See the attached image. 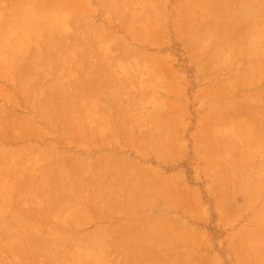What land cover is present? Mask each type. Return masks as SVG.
Listing matches in <instances>:
<instances>
[{
	"label": "rangeland",
	"instance_id": "obj_1",
	"mask_svg": "<svg viewBox=\"0 0 264 264\" xmlns=\"http://www.w3.org/2000/svg\"><path fill=\"white\" fill-rule=\"evenodd\" d=\"M47 2H49V4ZM23 3L26 5L30 3L29 5H32V7L33 4L36 5H34L33 8L30 6L31 9L29 6L23 5ZM43 4L47 5L45 6ZM52 4L54 5L52 6ZM77 4V0H0V8H4V10L0 9V12L5 14H3L5 16L4 18L0 13L2 15L0 16L2 23H0V35L4 36V38L0 36V40L1 43L3 40L5 41V45L3 44L4 42L2 44L0 43V48L3 49V47L7 46V49L5 47V51L3 49V52H5L4 54H6L5 56L7 58L12 60L8 61L6 57L1 55V53L3 54L2 50L0 51V56L2 57L0 58V107H2L0 108V121L1 124L3 123L0 127V175L2 176H0V184L5 187L10 186L9 190L6 188L4 189V186H0L2 187V190L0 189V194L2 193L0 198L3 194L4 198L6 196L5 199L2 197L4 202H2V198V201L0 199V208L1 210L4 209L2 212L0 211L2 213L0 214V222L1 220L2 223L4 222L3 225L0 223V241L2 243L0 244L2 245L0 249L3 246H8L7 248H2L1 251H3L4 255L3 253L0 254V262L2 263V261H4L2 264H30L33 261V263L36 262L34 264H66V261H70L69 264H74L72 261L76 260V264H79V262H82V264H93L95 261L94 264H97L98 262L106 260L102 263L154 264L156 262L155 264H158L157 261L160 260L158 261L160 264H264V0H81L79 2L80 5ZM12 5L16 8L12 7ZM60 5L62 6L60 7ZM9 6L10 9L8 8ZM25 6L26 10L24 9ZM41 6L42 8L45 7L44 11L38 10ZM11 7L19 11L12 10ZM63 7L64 9H62ZM59 8H61L60 10L62 11L59 12ZM74 10L77 12L75 13ZM19 12L22 14H19ZM30 13H36L35 17L34 15H32L33 17H29ZM44 13H48V15L45 14L47 20L44 18ZM24 14L28 15V17L23 16ZM20 15H22L21 18ZM36 16L42 17L43 19H37ZM25 17L29 20L27 21L26 19L25 21ZM23 18L24 20L22 21ZM35 18L36 20L34 21L33 19ZM52 18L54 19L52 20ZM31 19L33 24L31 23L32 21L29 22ZM39 19L40 21L38 22ZM12 20L15 21L16 27H14L15 25L13 26L14 21L12 22ZM24 21L26 24H24ZM7 22H9L8 25ZM28 22L31 23L33 27ZM35 22L36 27L34 26ZM4 23L5 26L3 25ZM19 24L21 27L24 24L25 28L18 27ZM30 27L32 29L34 28V30H31ZM11 29L13 31L10 32L9 35L7 31H11ZM24 29H27L26 33H23V31H26ZM39 29L40 31H38L39 34L37 35L36 30ZM18 31H21L23 34L21 35ZM5 32L6 34H4ZM13 32L15 34L18 32L17 36L20 34L21 38L19 35V39H24L25 43L22 41L23 44L21 43L20 45L19 43L21 41L19 39L16 41L12 40L18 38L16 35H14L16 36L15 38L13 37ZM8 39L10 41L12 40L11 42L13 44H10ZM13 41H15L16 44ZM57 41L60 42V44ZM52 42H54L55 45ZM7 43L10 45L8 46ZM1 45H3V47H1ZM58 45L59 47L56 48ZM16 46H23L22 48H25V51H23L21 47H18V50ZM73 46H76V48L74 49ZM13 47L15 51L12 49ZM87 48L88 51H85ZM8 50L10 52H8ZM16 50L21 53L25 52L23 53L24 56H19L18 53L16 54ZM73 50L74 52H71ZM47 51H49L50 54ZM54 51L57 52L56 56ZM80 51L81 54H79ZM14 52L17 56L13 54ZM20 52L19 54H21ZM60 52L64 54L61 55ZM37 53L40 55V59L37 58L39 57ZM52 53L54 54L53 56ZM72 53H74V56L71 55ZM7 54L10 56L8 55V57ZM67 55L72 58V62H74L76 58L75 63H72L70 60L71 58L67 57ZM50 57L52 58L48 60ZM60 58H62L63 61ZM81 59H83L82 62ZM65 60L66 64H64ZM67 61L69 63H67ZM10 62H13V64H9ZM6 63H8V65L5 67L4 65ZM71 63L72 66L70 65ZM76 63H78V65ZM14 64H16V66ZM40 65H42L41 68ZM13 66L16 67V69ZM58 66L59 68L61 66V68L55 70ZM67 66L69 69L66 68ZM10 67L16 71L13 72ZM83 67L85 69H90H87L89 71H84V69H81ZM52 68H54L55 72H53ZM65 68L68 70H65ZM4 69L5 72L3 73ZM11 70L12 72H9ZM43 70H47V72ZM8 73L15 79H10L12 77H9ZM35 73H38L36 77ZM39 74H41L40 77ZM29 77L32 79L31 82L28 80L30 79ZM34 78L36 81H34ZM97 81L99 84H97ZM52 83H54L53 85H55V87ZM94 83L96 88L95 85H93ZM98 85L101 87L97 88ZM3 87L4 89H2ZM52 87H54L55 90L52 89ZM87 88L90 90H86ZM92 89L94 92L91 91ZM5 91L8 92V95L5 94ZM9 92L11 94H9ZM74 95L77 98L72 97ZM71 100L75 102H71ZM41 104H44V106ZM125 112H128V114ZM9 113V116H5V114ZM21 121L23 122L20 123ZM6 124L8 126H6ZM18 128L20 130H18ZM28 129H31L30 133ZM18 131L19 133H17ZM132 135H134V137ZM131 136L135 139L133 140ZM32 145H34V147ZM41 149L44 150L40 151ZM50 149L53 150L52 155L50 154L52 151ZM16 151L26 152L25 154L20 152L21 155ZM47 152H49V155H45ZM28 153H30V155H28ZM109 153L110 155H107ZM33 154L38 157L37 160ZM1 155L6 157H2ZM7 156H12L13 160L18 157L19 162L15 159V161H17V164H15L13 163L12 157L8 159ZM3 158L4 160H1ZM6 158L10 161L8 162ZM70 159H72L71 161L73 162H71ZM5 160H7L8 163L12 161L11 165L13 166L15 164V168L8 165L7 162V164L2 163L3 161L5 162ZM61 160H64V162H61ZM104 160H106L107 163L104 162ZM111 160L112 163L110 162ZM37 161L39 166L37 165ZM23 162H26L28 165ZM33 162H36V164ZM79 162H82L80 164L83 166L79 165V167ZM87 162H90L91 165L87 166ZM2 164L4 168L1 166ZM23 164L25 165L23 166ZM59 164L62 166H59ZM73 165L78 166L79 169L78 167L75 168ZM122 165L124 166L122 167ZM22 166L26 167L24 168L26 171L22 169ZM119 167L123 169L127 167L128 173L126 169L121 170ZM12 168L13 171H11ZM16 168L18 170H15ZM31 168L33 170L36 168L38 169L33 171ZM71 168H75L76 171ZM96 168L99 169L97 170ZM129 168L135 171L137 169V171L128 170ZM4 169L9 172H5L6 170ZM110 169L112 172L109 171ZM61 170L62 172L60 175L59 172ZM100 170L103 171V173H100ZM14 171L15 173H13ZM46 171L47 174L45 173ZM81 171L84 176L80 173ZM84 171L88 174L86 175ZM1 172L4 173L2 174ZM69 172L70 174L75 173V175H71V177ZM116 172L118 176L120 174L121 178L114 176L117 174ZM131 172H134V175ZM64 173L66 176H63L65 175ZM20 175L21 177L19 178ZM92 175L94 178H92ZM98 175H100L101 178ZM143 175H145V177ZM28 176H31L32 179L30 177V180ZM67 176H70L75 182ZM109 176L111 179L114 178V183L111 179L110 181L112 182L109 181ZM123 176H128V179ZM129 176L130 178H136L137 181L132 178L133 182L132 179H129ZM140 176L143 177L141 178ZM3 177H6L5 179L9 183H7ZM83 177H85V181ZM97 177L100 180L102 178L104 179L99 182L100 180H98ZM63 178L67 180V182L64 181ZM95 178H97V180ZM17 179L20 180V182L17 181ZM28 179L32 181L33 184L30 182L28 183ZM61 180L62 182H60ZM117 180L119 183L117 182V184H115ZM128 180L133 183L128 182ZM139 180L141 181L139 182L140 187L137 186L139 183H136ZM4 181L8 186H6V183L3 184ZM123 181L126 183H122ZM88 182L93 186H90ZM149 182L155 184L151 185ZM26 183L31 186V189L29 185V187L25 185ZM42 183L46 184V187L42 186ZM34 184H37L36 187L33 186ZM53 184H55V186ZM143 184L148 186L143 187ZM62 185L65 186L66 189L63 188ZM86 185L89 190H87ZM114 185L117 190L119 189L117 191L114 187L115 195L118 193L120 194H118L119 197H114L116 200H119H117L118 202L122 201L120 206L122 207L123 205L121 210L124 214L119 210L122 212V216L121 212H119L120 216L116 215L110 218V216L102 215L99 211H96V209H98L96 207L101 208L98 210L102 211L104 210L103 208H105L103 205L112 201L113 198L111 197L114 193L112 192L113 187L111 186ZM118 185H120L124 191L127 190L124 196L122 193L124 191L118 187ZM47 186L50 187V189L54 187L52 188L53 190L51 189L52 193H59L60 196L58 193H55L57 195L54 196L55 198L59 197L60 200L63 199L62 197H65V200H62L65 208L62 205V201L57 199V201L54 200V194H51V190L48 189ZM96 186H98V188H96ZM106 186L108 190L111 189V191L109 190L110 193L112 192L111 195L109 193L107 195ZM125 186H127L126 189H124ZM136 187H138V191ZM41 188L42 191H40ZM128 188L130 189L128 190ZM131 188L133 189L131 190ZM142 188L146 190L143 191ZM102 189H105V192ZM17 190L18 192L16 194ZM32 190L34 193H32ZM47 190L50 192H47ZM60 190L64 191V193ZM65 190H69V194H67L68 192ZM74 190L79 191L74 192ZM94 190H98V192L96 193ZM45 192L48 194H45ZM81 192L85 194L83 193L84 195H82ZM90 192L92 193V197ZM141 192L145 194V197L143 194L140 195ZM87 194L88 196L90 195V197H88ZM128 194L130 197L127 196ZM7 195H9V198H7ZM94 196L95 198H93ZM131 196H133L132 198L134 199L133 203H135L136 199L139 200L136 201L138 205L140 201L143 205L140 204L138 207L135 203L137 207V209H135L130 199ZM139 196H142V198ZM49 197L53 199L51 200ZM75 197H78L77 200H73L76 199ZM128 197L130 202L126 199ZM24 198L28 199L23 200ZM79 198L80 201H78ZM109 198H111V200ZM46 199L50 202L48 201V203ZM123 199L127 200L129 206L133 205L132 208L135 209L130 212L131 216L130 213L126 214L128 212H126V210L129 207H127L128 202L126 201L125 203ZM5 200L7 203L9 200V203L7 204ZM28 201L30 203L33 201L36 205L34 206L33 202L30 204ZM51 201H53L54 204ZM25 202L27 204H24ZM50 203H52L54 207H57V209H53L54 207ZM71 204H73L72 206H74V208ZM25 205H28L27 208ZM78 205L80 209L84 208L80 210ZM93 205L96 206L93 208ZM101 205L103 208L100 207ZM124 205L125 208L127 207L125 211L123 209ZM13 207H17L15 209L19 211L17 212ZM70 207L72 209H70ZM28 208L32 210L30 213H28ZM61 208L68 210L62 211ZM132 208L130 207L129 210ZM138 208H141L143 212L140 213V209ZM25 209L26 211H24ZM38 209L42 211L39 210L38 212ZM43 209L44 211L47 210L45 213H48L44 214ZM12 210L13 212L16 211L15 214ZM52 210L55 211L53 212ZM82 210L85 212L82 213ZM78 211H80V213ZM65 212L67 215L69 212L70 213L66 216ZM75 212L78 213H76L74 217L73 214ZM132 212H134V215H132ZM17 213H22L24 215L21 214V217ZM39 213L44 216H38ZM79 214L81 217L78 216ZM85 214L91 215V220H89L90 216L88 217L87 215L86 217L84 216ZM63 215L69 218L70 221L73 218V221H75L69 223V220ZM70 215L71 217L73 215L72 219ZM35 216L42 218L39 219ZM45 216L46 220H43ZM54 216L57 218L59 217V219H56ZM159 216L163 219V222L160 220ZM78 217H80V221ZM118 217H121V219ZM1 218L4 220L6 218L8 221H4ZM9 218H11L12 221ZM20 218L24 225L26 222L27 224L29 223L25 225L29 228L19 224V227H21L22 230L24 229V232L26 228L28 230L32 229L35 224V228L37 229L38 226L39 228L42 225L44 227H41L39 230L35 229L36 231L33 229L29 230V234L28 230H26L27 236L20 228V236H22L23 232L22 239L24 236L30 237V240L25 237L26 241L25 239H23V241L19 237V228L17 227V222H21L17 221L21 220ZM150 218L152 220L154 219V223L151 222L152 220ZM55 219L58 221L56 222ZM59 220L62 221L59 222ZM6 221L11 225L7 224ZM38 221L45 222V225H52V229L49 225L48 227H50L51 231L56 228V231L54 230L52 233L47 226L45 227L44 224ZM155 221H157L156 224ZM38 223H41V225ZM150 223H152V225ZM6 224L9 225L10 228L17 225L10 230ZM53 224L56 225L55 228ZM157 225H159L158 227L161 225L162 228L160 227V229L162 231L159 228V230H156ZM97 227L98 231L96 230ZM170 227H172V231H169ZM31 231L34 233V236L38 238L32 239L34 236ZM90 231H93L94 234L93 232V235L90 234ZM137 231L138 233L136 234ZM38 232L41 233L39 234ZM159 232H161L163 236H166L163 237ZM7 233L11 234V236ZM43 233L45 234L43 235L44 237L42 236ZM76 233L79 235H76ZM143 233L145 234L143 235ZM146 233H149V236H145ZM156 233L160 235L158 236ZM49 234L53 239H49L51 238ZM88 234H90V236ZM131 234H133L132 238ZM150 234H153V236ZM13 235H16V237ZM39 235L41 237H39ZM72 235L74 237H72ZM99 235H101V237H99ZM137 235L138 239L135 238ZM5 236L10 238V242L7 241L8 244L5 243L4 245V242L8 240V238L5 239ZM12 236L16 238H14L15 243H13L14 240H11ZM31 236L33 237L31 238ZM45 236H49L48 239ZM65 236H67V240H65ZM76 236L77 239L75 238ZM143 236L146 238L144 239ZM60 237L65 241H69L67 242L68 245H66V242L62 243L64 241H61L59 239ZM120 237H123L124 243ZM149 237L152 239L150 242L147 240ZM88 238L90 239L89 241H87ZM168 238L170 239V243ZM42 239L48 241H44L45 243H43ZM55 239H59L58 241L61 243L58 244L60 248L57 246L55 249L57 252L53 251V244L57 241ZM73 239L74 241L76 239V242H74ZM81 239L82 241H80ZM99 239L103 242L99 241ZM124 239L126 241L128 239V241L126 242ZM34 240H36V242ZM92 240L95 241L93 242L96 246L91 245L94 244ZM11 241H13L12 244ZM21 241L23 242L21 243ZM31 241H33L34 244ZM37 241H41L44 247L42 248V244ZM50 241L52 243L55 242L52 244ZM71 241H73L74 247ZM84 241L85 243L82 245ZM141 241H144L146 245L144 242H142L143 244H138L141 243ZM30 242L35 247V250L32 248L35 253L30 248L32 247ZM46 243H48L49 246L46 245ZM154 243L156 246L151 248L150 246L155 245ZM35 244L39 245L41 248L39 246L37 247V245L35 246ZM77 244L82 247L80 246L79 248ZM123 244L126 245L122 246ZM9 245H12V247ZM15 245L17 247L21 246L15 248ZM54 245L56 247L57 244ZM75 245L78 246H76L77 249ZM22 246L25 248L27 247V251ZM66 246L67 249H65ZM89 246L92 247V249L89 248ZM100 246L104 247L101 248ZM50 247L51 249H49ZM93 247H95L96 250ZM9 248L10 251H12L11 253H9ZM39 249H47L46 251L52 250L54 255H57L54 256L53 252H51L53 256H50L49 251H45L47 253L45 255L44 251L41 250L42 253ZM98 249H100V251ZM149 249H156V252L153 251L152 253ZM60 250L64 252H60ZM167 250L169 251L167 252ZM19 251L22 253H19ZM98 251L103 252L98 254ZM82 252H85L84 255L86 256L87 254L88 259L91 258L90 260L94 262L92 263L89 260V263V261L86 260L87 257H85ZM140 252L141 254L143 253L145 258H143L144 256H142ZM165 252L168 255H166ZM169 252L171 253L169 254ZM157 253L158 256L156 255ZM80 254L84 257L80 256ZM121 254H123V256H121ZM2 255L8 259L5 260V257L3 258L4 260L1 259ZM63 255L69 257H60ZM164 255L165 258H161V256ZM169 255L171 257H168ZM16 256L20 258L19 262L16 260L18 259ZM24 256L26 257L24 258ZM49 256L51 259H49ZM56 256H59V261ZM140 256L142 258H140ZM40 257L44 259H42L43 262ZM80 257H83L84 261H82ZM71 258L73 260H71ZM123 259H125L124 262L122 261ZM151 260L154 263H152ZM165 261L167 263H165Z\"/></svg>",
	"mask_w": 264,
	"mask_h": 264
},
{
	"label": "bare ground",
	"instance_id": "obj_2",
	"mask_svg": "<svg viewBox=\"0 0 264 264\" xmlns=\"http://www.w3.org/2000/svg\"><path fill=\"white\" fill-rule=\"evenodd\" d=\"M44 1H45V0H44ZM80 1H81V0H80ZM80 1L77 0L78 4H79ZM64 2H65V1H64ZM69 2H70V1H69ZM25 3H26V2H25ZM25 3H23V5H24ZM47 3L49 4V2H47ZM53 3H54V2H53ZM57 3H58V1H57ZM57 3H56V4H57ZM18 4H19V3H18ZM29 4H30V3H29ZM29 4H28V5L25 4V5H26L27 7H28V6H29V7H30V6L32 7V5H29ZM78 4H77V5H78ZM83 4H84V3H83ZM16 5H17V3H16ZM34 5H36V4H33V7H34ZM41 5H42V4H41ZM43 5L46 6L47 4H43ZM53 5H54V4H52V6H53ZM79 5H80V4H79ZM10 6H11V5H10ZM10 6L8 7L9 9H10ZM17 6H18V5H17ZM19 6H20V5H19ZM21 6H22V4H21ZM21 6H20V7H21ZM26 6L24 7V9L26 8ZM61 6H62V5H60V7H61ZM0 7H1V6H0ZM6 7H7V6H6ZM12 7L16 8V7L13 6V5H12ZM12 7H11V8H12ZM31 7H30V8H31ZM33 7H32V8H33ZM76 7H77V6H76ZM76 7H75V8H76ZM2 8H3V6H2ZM8 8H6V9H8ZM14 8H12V10H13ZM18 8H19V7H18ZM22 8H23V6H22ZM22 8H21V10H22ZM32 8H31V9H32ZM35 8H37V7H35ZM41 8H42V6H41L40 8H38V10L40 9L41 11H44V8H45V7L42 8V9H41ZM78 8H80V7H78ZM0 9H1V8H0ZM55 9H56V8H55ZM57 9H58V8H57ZM60 9H61V8H59V12L62 11V10H60ZM62 9H64V7H63ZM1 10H4V8L1 9ZM14 10L17 11L18 9H14ZM25 10H26V9H25ZM25 10H23V11H25ZM29 10H30V9H29ZM75 10H76V9H75ZM75 10H74V11H75ZM79 10H80V9H79ZM5 11H6V10H5ZM7 11H8V10H7ZM18 11H19V10H18ZM34 11H35V9H34ZM41 11H40V12H41ZM54 11H55V10H54ZM57 11H58V10H57ZM3 12H4V11H3ZM9 12H10V11H9ZM13 12H14V11H13ZM20 12H21V11H20ZM20 12H19V14H22V13H20ZM28 12H29V11H28ZM35 12H36V11H35ZM46 12H47V11H46ZM48 12H49V11H48ZM52 12H53V11H52ZM52 12H50V13H52ZM65 12H66V11H65ZM76 12H77V11H75V13H76ZM0 13H1V12H0ZM10 13H11V12H10ZM14 13H15V12H14ZM14 13H13V14H14ZM23 13H24V12H23ZM25 13H26V12H25ZM32 13H33V12H32ZM36 13H37V12H36ZM36 13H35V14H36ZM54 13H56V12H54ZM1 14H2V13H1ZM1 14H0V16H2L4 13H3L2 15H1ZM16 14H17V13H16ZM35 14H31V13H30V14H29V15H30L29 17H33L32 15H34V17H35ZM45 14L48 15V13H44V18H46V20H47V17H45ZM79 14H80V12H79ZM4 15H5V14H4ZM4 15H3V17L5 18ZM11 15H12V14H11ZM64 15H66V14H64ZM23 16H27V17H28V15H25V14H24ZM38 16H39V15H38ZM38 16H36L37 19H38V18H41V20L43 19L42 17H38ZM14 17H15V16H14ZM14 17H12V18H14ZM16 17H18V16H16ZM21 17H22V15H20V18H21ZM27 17H25V21H26ZM48 17H49V16H48ZM6 18H7V17H6ZM8 18H9V16H8ZM16 19H17V18H16ZM18 19H19V17H18ZM53 19H54V18H52V20H53ZM3 20H4V19H3ZM3 20H2V21H3ZM14 20H15V19H14ZM14 20H12V22H13ZM19 20H21V19H19ZM23 20H24V18L22 19V21H23ZM28 20H29V19H27V21H28ZM33 20L35 21L36 18L33 19ZM48 20H49V19H48ZM7 21H9V20H7ZM25 21H24V22H25ZM31 21H32V19H31L29 22H31ZM39 21H40V19L38 20V22H39ZM43 21H44V20H43ZM3 22H4V21H3ZM9 22H11V21H9ZM9 22H7V25H8ZM20 22H21V21H20ZM24 22H22V23H24ZM29 22H28V23H29ZM46 22H48V21H46ZM0 23H1V20H0ZM5 23H6V22H5ZM5 23L3 24L4 26H5ZM13 23H14V24H13V26H14V25H15V21H14ZM22 23H21V24H22ZM28 23H27V24H28ZM31 23L33 24V21H32ZM31 23H29V24L31 25ZM1 24H2V23H1ZM11 24H12V23H11ZM17 24H18V23H17ZM24 24H26V22H25ZM24 24L22 25V27L20 26V24H19V26H18V25H17V26H18V27H21V28H25ZM29 24H28V25H29ZM35 24H36V22L34 23V26H35ZM30 25H29V26H30ZM37 25H38V24H37ZM1 26H2V25H1ZM4 26H2V27L4 28ZM23 26H24V27H23ZM26 26H27V25H26ZM29 26H27V27H29ZM31 26L33 27V25H31ZM38 26H39V25H38ZM6 27H8V26H6ZM14 27H16V25H15ZM27 27H26V28H27ZM35 27H36V26H35ZM30 28H31V27H30ZM4 29H6V28H4ZM4 29H3V30H4ZM7 29H8V28H7ZM9 29H10V28H9ZM13 29H14V28H13ZM15 29H16V28H15ZM17 29H18V28H17ZM1 30H2V29H1ZM24 30H26V31H23V33H24V32L26 33V32H27V29H24ZM28 30H29V28H28ZM31 30H34V28H33V29L31 28ZM6 31H7V30H6ZM12 31H13V30L11 29V31L9 30V31H7V32H9L8 34L10 35V32H12ZM16 31H17V30H16ZM16 31H15V32H16ZM36 31H37V35H38V34H39L38 31H40V29H39V30H36ZM18 32H20L21 35L23 34L21 31H18ZM18 32H17V34H18ZM30 32H31V31H30ZM1 33H3V32H1ZM13 33H14V32H13ZM4 34H6V32H5ZM11 34H12V33H11ZM17 34L14 33V34H13V37L15 38V37L17 36ZM20 34H19V35H20ZM27 34H28V33H27ZM29 34H30V33H29ZM33 34H34V32H33ZM14 35H16V36H14ZM19 35L17 36L18 38H16V39H12L11 37H10V38H11L12 40H15V41H16V40L19 39ZM21 35H20V38H21ZM0 36H3V35H0ZM11 36H12V35H11ZM29 36H30V35H29ZM1 38H2V37H1ZM3 38H4V36H3ZM6 38H7V37H6ZM6 38H5V39H6ZM10 38H9V39H10ZM9 39H8V40H9ZM12 40H11V41H12ZM19 40H20V39H19ZM11 41L9 40V43H10V44H13ZM15 41H13V42L15 43ZM20 41H21V42L19 43L20 45H21V43L23 44L22 41H24V43H25V40H24V39H23V40H20ZM3 42H4V43H3ZM3 42H2V43L5 45V41H4V40H3ZM7 42H8V41H7ZM18 42H19V41H18ZM57 42H58V41H57ZM0 43H1V40H0ZM2 43H1V44H2ZM48 43H49V42H48ZM52 43L55 45L54 42H52ZM58 43L60 44V42H58ZM10 44L7 43L8 46H9ZM15 44H16V43H15ZM49 44H50V43H49ZM61 46H62V45H61ZM1 47H3V45H1ZM5 47H6V49H7V46H5ZM5 47H3V49H4ZM11 47H12V45H11ZM16 47H17V46H16ZM18 47H19V46H18ZM18 47H17V48H18ZM20 47L22 48L23 46H20ZM20 47H19V48H20ZM54 47H55V46H54ZM58 47H59V45H58L56 48H58ZM17 48H16V49H17ZM19 48H18V50H19ZM73 48L75 49L76 46H75V47L73 46ZM3 49L0 48V51L2 50V52H3ZM12 49L15 51V48H14V47H13ZM12 49H11V50H12ZM22 49H23V48H22ZM51 49H55V48H51ZM59 49H60V48H59ZM77 49H78V48H77ZM18 50H16V51H17L16 54L18 53L19 56H21V55H23V53H25V52H22V53H21V52L19 51V52L21 53V54H19ZM20 50H21V49H20ZM38 50H39V48H38ZM47 50H48V46H47ZM49 50H50V48H49ZM56 50H58V49H56ZM56 50H55V51H56ZM79 50H80V49H79ZM82 50H84V49H82ZM4 51H5V49H4ZM6 51H7V50H6ZM23 51H25V48L23 49ZM50 51H51V50H50ZM55 51H54V52H55ZM59 51H60V50H59ZM59 51H58V53H59ZM85 51H88V48H87V50L85 49ZM8 52H10V51L8 50ZM11 52H12V51H11ZM38 52H39V51H38ZM47 52L49 53V51H47ZM51 52H52V51H51ZM71 52H74V50L71 51ZM71 52H69V53H71ZM75 52H76V51H75ZM82 52H83V51H82ZM0 53H1V52H0ZM4 53H5V52H3V54L1 53V55L4 56V57H6V56H5L6 54H4ZM48 53H47V55H48ZM60 53H61V55L64 54V53H62V52H60ZM86 53H87V52H86ZM9 54H10V53H9ZM9 54H7V56H8ZM11 54H12V53H11ZM13 54L16 55L15 52H14ZM37 54H38V53H37ZM49 54H50V53H49ZM73 54H74V53H72L71 55H73ZM79 54H81V51H80ZM14 55H13V56H14ZM53 55H54V54L52 53V56H53ZM56 55H57V52H55V56H56ZM75 55H76V53H75ZM84 55H85V54H84ZM9 56H10V55H9ZM9 56H8V57H9ZM16 56H17V55H16ZM23 56H24V55H23ZM38 56H39V57H37V58L40 59V55H39V54H38ZM73 56H74V55H73ZM73 56H72V57H73ZM58 57H59V55H58ZM61 57H62V56H61ZM67 57H70V56L67 55ZM76 57H77V55H76ZM0 58H2V57L0 56ZM6 58H7V57H6ZM6 58H5V62H6ZM33 58H34V56H33ZM51 58H52V57L48 58V60H50ZM62 58H63V57H62ZM62 58H60V59L62 60ZM70 58H71V57H70ZM74 58H75V57H74ZM78 58H79V57H78ZM87 58H88V56H87ZM87 58H86V59H87ZM3 59H4V58H3ZM7 59H8V61L11 60V59H9V58H7ZM38 59H36V60H38ZM64 59H65V58H64ZM83 59H84V58H83ZM83 59H81V62H82ZM88 59H89V58H88ZM46 60H47V59H46ZM67 60H68V59H67ZM70 60H71V62H72V58H71ZM74 60L76 61V58H75ZM79 60H80V59H79ZM79 60H78V61H79ZM11 61H12V60H11ZM39 61H40V60H39ZM52 61H53V60H52ZM55 61H56V60H55ZM55 61H54V62H55ZM57 61H58V60H57ZM62 61H63V60H62ZM75 61L72 62V63H75ZM54 62H53V63H54ZM58 62H59V61H58ZM81 62H80V63H81ZM84 62H85V61H84ZM3 63H4V62H3ZM62 63H63V62H62ZM67 63H69V62L67 61ZM72 63L70 64L71 66H72ZM78 63H79V62H78ZM78 63H76V64L78 65ZM87 63H88V62H87ZM0 64H1V63H0ZM9 64H13V62H12V63L10 62ZM41 64H42V63H41ZM55 64H56V63H55ZM64 64H66V60H65ZM82 64H83V63H82ZM82 64H81V65H82ZM85 64H86V63H85ZM7 65H8V63H6L4 66L6 67ZM14 65L16 66V64H14ZM62 65H63V64H62ZM79 65H80V64H79ZM91 65H92V64H91ZM4 66H3V67H4ZM10 66H11V65H10ZM41 66H42V65H40V68H41ZM54 66H55V65H54ZM82 66H84V65H82ZM5 67H4V68H5ZM8 67H9V66H8ZM11 67H12V66H11ZM11 67H10V69H12L13 72L16 71V70H15L16 67L13 66L15 69H13V68H11ZM52 67H53V66H52ZM56 67H57V66H56ZM56 67H54V68H56ZM75 67H76V66H75ZM75 67H74V68H75ZM78 67H79V66H78ZM94 67H95V66H94ZM0 68H1V66H0ZM22 68H24V67H22ZM29 68H30V67H29ZM29 68H28V69H29ZM36 68H37V67H36ZM43 68H44V67H43ZM54 68H52V69H53V72H55V70H57V69H60L61 66H60V68H59V66H58V68H56L55 70H54ZM66 68H68V66H67ZM66 68H65V70H68V69H69V68H68V69H66ZM71 68H72V67H71ZM76 68H77V67H76ZM91 68H93V67H91ZM17 69H18V67H17ZM72 69H73V68H72ZM77 69H78V68H77ZM77 69H76V70H77ZM81 69H84V71H85V70H86V71H89V70H87V69H90V68L85 69V68L83 67V68H81ZM81 69H80V70H81ZM12 70L9 71V72H12ZM31 70H32V69H31ZM76 70H75V71H76ZM24 71L27 72L26 70H24ZM43 71H44V70H43ZM43 71H42V72H43ZM45 71L47 72V70H45ZM45 71H44V72H45ZM60 71H61V70H60ZM75 71H73V72H75ZM4 72H5V69L3 70V73H4ZM63 72H64V71H63ZM67 72H68V71H67ZM77 72H78V70H77ZM81 72H82V71H81ZM65 73H66V72H65ZM1 74H2V73H1ZM35 74H36V73H35ZM35 74H34V75H35ZM37 74H38V73H37ZM37 74L35 75V77L37 76ZM41 74H42V73H41ZM41 74H39V77H40ZM47 74H49V73H47ZM60 74H61V73H60ZM89 74H90V73H89ZM5 75H6V74H5ZM8 75H9V73H8ZM14 75H16V74H14ZM23 75H24V74H23ZM25 75H26V73H25ZM56 75H57V74H56ZM94 75H95V74H94ZM27 76H28V75H27ZM57 76H58V75H57ZM88 76H89V75H88ZM9 77H12V76L9 75ZM9 77H8V78H9ZM23 77H24V76H23ZM111 77H112V76H111ZM8 78H7V80H8ZM29 78H30V77H29ZM10 79L14 80L15 78L13 79V77H12V78H10ZM24 79H25V78H24ZM39 79H40V78H39ZM28 80L31 82L32 79L30 78V79H28ZM28 80H25V81H28ZM43 80H44V79H43ZM96 80H97V79H96ZM96 80H95V82H96ZM34 81H36L35 78H34ZM22 82H23V79H22ZM99 82H100V81H99ZM32 83H33V81H32ZM59 83H60V82H59ZM87 83H88V82H87ZM40 84H41V83H40ZM47 84H48V83H47ZM50 84H51V83H50ZM53 84H54V83H52V85H53ZM60 84H61V83H60ZM88 84H89V83H88ZM91 84H92V83H91ZM97 84H99L98 81H97ZM100 84H101V83H100ZM34 85H35V83H34ZM37 85H38V84H37ZM42 85H43V84H42ZM42 85H41V86H42ZM45 85H46V84H45ZM93 85H95V83H94ZM53 86L55 87V85H53ZM88 86H89V85H88ZM43 87H44V86H43ZM48 87H49V86H48ZM54 87H52V89H54ZM98 87H101V86L98 85L97 88H98ZM46 88H47V87H46ZM60 88H61V86H60ZM90 88H91V87H90ZM95 88H96V85H95ZM2 89H4V87H3ZM23 89H24V87H23ZM50 89H51V88H50ZM52 89H51V90H52ZM62 89H63V87H62ZM88 89H89V88H87L86 90H88ZM0 90H1V89H0ZM54 90H55V89H54ZM89 90H90V89H89ZM98 90H99V89H98ZM91 91L94 92L93 89H92ZM1 92H2V91H1ZM64 92H65V91H64ZM95 92H96V89H95ZM3 93H4V92H3ZM7 93H8V92L5 91V94H7ZM9 94H11V93L9 92ZM69 94H72V93H69ZM7 95H8V94H7ZM7 95H4V96L6 97ZM72 95H73V94H72ZM52 96H53V93H52ZM68 96H70V95H68ZM80 96H81V95H80ZM1 97H3V96H1ZM7 97H8V96H7ZM72 97L77 98L75 95L72 96ZM94 97H95V96H94ZM98 97H99V95H98ZM52 98H53V97H52ZM50 99H51V98H50ZM68 99H71V98H68ZM73 99H74V98H73ZM93 100H94V99H93ZM68 101H70V100H68ZM68 101H67V102H68ZM73 101H74V100H73ZM73 101L71 100V102H73ZM47 102H48V101H47ZM74 102H75V101H74ZM62 104H63V103H62ZM94 104H95V103H94ZM94 104H93V106L95 107ZM41 105L44 106V104H41ZM63 106H64V105H63ZM41 107H42V106H41ZM89 107H90V106H89ZM0 108H2V107H0ZM125 111H126V110H125ZM2 112H3V111H2ZM118 112H119V111H118ZM125 113L128 114V112H125ZM125 113H124V114H125ZM1 114H2V113H1ZM3 114H4V112H3ZM3 114H2V116H3ZM6 115L9 116L10 113H9V114H5V116H6ZM14 116H15V115H14ZM3 117H4V116H3ZM0 118H1V117H0ZM5 118H6V117H5ZM7 118H8V117H7ZM12 118H13V117H12ZM14 118H15V117H14ZM9 120H10V119H9ZM4 121H5V119H4ZM22 122H23V121H21L20 123H22ZM6 123H7V121H6ZM8 123H9V122H8ZM11 123H12V122H11ZM20 123H19V124H20ZM0 124H1V121H0ZM2 124H3V123H2ZM2 124L0 125V127L2 126ZM4 124H5V123H4ZM9 124H10V123H9ZM16 124H18V123H16ZM23 124H24V123H23ZM33 125H34V123H33ZM3 126L6 127V126H8V125L6 124V126H5V125H3ZM17 126H18V125H17ZM31 126H32V125H31ZM31 126H30V127H31ZM34 126H35V125H34ZM34 126H32V127H34ZM25 127H26V126H25ZM35 127H36V126H35ZM19 128H20V127H19ZM19 128H18V130H20ZM22 128H23V127H22ZM23 129H24V128H23ZM25 129H27V128H25ZM35 129H37V128H35ZM28 130H29V129H28ZM30 130H31V129H30ZM30 130H29V133H30ZM16 131H17V130H16ZM38 131H39V130H38ZM17 133H19V131H18ZM25 133H26V131H25ZM27 133H28V132H27ZM29 133H28V134H29ZM34 133H35V132H34ZM133 134H134V133H133ZM29 135H30V134H29ZM132 136L134 137V135H132ZM132 136H131V138L134 140L135 138H133ZM131 138H130V139H131ZM132 142H133V141H132ZM32 146L34 147V145H32ZM32 146H31V147H32ZM28 147H29V146H28ZM35 147H36V146H35ZM36 148H37V147H36ZM21 149H23V148H21ZM27 149H28V148H27ZM27 149H26V150H27ZM19 150H20V149H19ZM37 150H39V149H37ZM43 150H44V149H41L40 151H43ZM50 150H52V149H50ZM32 151H33V149H32ZM35 151H36V150H35ZM16 152H17V151H16ZM20 152H21V151H20ZM20 152L18 151L17 153H20ZM25 152H26V151H25ZM25 152L23 153V151H22L21 153L25 154ZM36 152H37V151H36ZM36 152H35V153H36ZM55 152H56V151H55ZM17 153H16V154H17ZM21 153H20V154H21ZM37 153H38V152H37ZM48 153H49V152H47V154L45 153V155H49ZM52 153H53V150L50 152V154L52 155ZM16 154H15V155H16ZM38 154H39V153H38ZM56 154H57V153H56ZM111 154H112V153H111ZM21 155H22V154H21ZM28 155H30V153H28ZM45 155H44V156H45ZM51 155H50V156H51ZM61 155H63V154H61ZM64 155H65V154H64ZM107 155H110V153L107 154ZM1 156H2V157H6V156H3V155H1ZM16 156H17V155H16ZM33 156H35V154H33ZM37 156H38V155H37ZM11 157H12V156H11ZM11 157H10V156H7L8 159H10ZM14 157H15V156H14ZM21 157H22V156H21ZM21 157H20V158H21ZM110 157H111V156H110ZM112 157H113V155H112ZM112 157H111V158H112ZM162 157H163V156H162ZM7 158H6V159H7ZM35 158H36V160H37L38 157L35 156ZM45 158H46V157H45ZM61 158H62V157H61ZM61 158H60V159H61ZM66 158H67V157H66ZM66 158H65V159H66ZM72 158H73V157H72ZM108 158H109V156H108ZM8 159H7V160H8ZM15 159L19 162L18 157H16ZM15 159L13 160V157H12L13 163L17 164V163H16L17 161H15ZM60 159H59V160H60ZM75 159H76V158H75ZM104 159H107V158H104ZM1 160H4V158L1 159ZM7 160H5V162L3 161L2 163L7 164V163L10 161V160H8V162H7ZM22 160H23V159H22ZM43 160H44V158H43ZM43 160H42V161H43ZM71 160H72V159H70V161H71ZM56 161H57V160H56ZM78 161H79V160H78ZM80 161H82V160H80ZM84 161H85V160H84ZM108 161H109V160H108ZM6 162H7V163H6ZM20 162H22V161H20ZM61 162H64V160H63V161L61 160ZM61 162H58V163H61ZM68 162H69V161H68ZM71 162H73V161H71ZM71 162H70V163H71ZM82 162H83V161H82ZM82 162H79L78 166H79V165L81 166L82 164H80V163H82ZM98 162H99V161H98ZM104 162H106V160H104ZM104 162H103V163H104ZM110 162L112 163V160H111ZM116 162H117V161H116ZM11 163H12V161H11ZM11 163H8V165H11ZM23 163H26V162H23ZM33 163H34V162H33ZM37 163H38V161H37ZM75 163H76V162H75ZM83 163H84V162H83ZM87 163H88V162H87ZM106 163H107V162H106ZM111 163H110V164H111ZM114 163H115V162H114ZM15 164H14L13 166L11 165V167L16 166ZM21 164H22V163H21ZM26 164H27V163H26ZM34 164H36V162H35ZM97 164H98V163H97ZM110 164H109V166H110ZM8 165H7V166H8ZM19 165H20V163H19ZM24 165H25V164H23V166H24ZM27 165H28V164H27ZM37 165L39 166V163H38ZM40 165H41V164H40ZM56 165H58V164H56ZM88 165H89V166L91 165L90 162L87 164V166H88ZM104 165H105V164H104ZM106 165H107V164H106ZM128 165H129V164H128ZM1 166H3V168H4V165H3V164H2ZM23 166H22V167H23ZM59 166H62V165L59 164ZM59 166H58V167H59ZM67 166H68V165H67ZM73 166H74V165H73ZM73 166H72V167H73ZM78 166H74V167L76 168V167H78ZM80 166H79V167H80ZM82 166H83V165H82ZM98 166H100V165H98ZM107 166H108V165H107ZM123 166H124V165H122V167H123ZM5 167H6V165H5ZM11 167H10V168H11ZM17 167H18V166H17ZM27 167H28V166H27ZM63 167H64V165H63ZM63 167H62V169H63ZM68 167H69V166H68ZM68 167H67V168H68ZM79 167H78V169H79ZM101 167H102V165H101ZM104 167H106V166H104ZM127 167H129V166H127ZM127 167L124 168V169H123V168H120V167H119V168H120L121 170H125V169H126V172L128 173V171H127ZM14 168H15V167H14ZM24 168H26V167H23L22 169H24ZM75 168H71V169L76 171ZM110 168H111V167H110ZM113 168H116V167H113ZM131 168H132V167H131ZM131 168H129L128 170H130ZM18 169H19V167H18ZM18 169L16 168L15 170H18ZM36 169H38V168H36ZM36 169L33 170V169L31 168V170H33V171H36ZM65 169H66V168H65ZM69 169H70V168H69ZM83 169H84V168H83ZM89 169H90V167H89ZM96 169L98 170L99 168H96ZM106 169H107V168H106ZM132 169H133V168H132ZM132 169H131V171H135V170H132ZM135 169H136V168H135ZM4 170H6V169H4ZM20 170H21V168H20ZM20 170H19V171H20ZM24 170L26 171V169H24ZM51 170H52V169H51ZM81 170H82V169H81ZM84 170H85V169H84ZM87 170H88V168H87ZM104 170H105V169H104ZM112 170H113V169H112ZM11 171H13V168L11 169ZM25 171H24V172H25ZM33 171H32V172H33ZM58 171H59V169H58ZM82 171H83V170H82ZM82 171H81L80 173H82ZM85 171H86V170H85ZM85 171H84V172H85ZM109 171H111V169H110ZM118 171H119V170H118ZM136 171H137V169H136ZM136 171H135V172H136ZM5 172H9V171L6 170ZM29 172H30V171H29ZM50 172H52V171H50ZM61 172H62V170L59 172V174H60ZM70 172H71V171H70ZM70 172H69V174H70ZM78 172H79V171H78ZM94 172H96V171H94ZM97 172H98V171H97ZM111 172H112V171H111ZM113 172H114V170H113ZM126 172H124V173H126ZM1 173H2V172H1ZM3 173H4V172H3ZM3 173H2V174H3ZM13 173H15V171H14ZM17 173H18V171H17ZM45 173L47 174V171H46ZM57 173H58V172H57ZM90 173H91V172H90ZM100 173H103V171L100 170ZM100 173H99V174H100ZM116 173H117V172H116ZM119 173H120V172H119ZM127 173H126V174H127ZM131 173H132V172H131ZM139 173H140V172H139ZM11 174H12V172H11ZM28 174H29V173H28ZM64 174H65V173H64ZM66 174H67V172H66ZM66 174L63 175V176H66ZM82 174H83V173H82ZM85 174L87 175L88 173L85 172ZM97 174H98V173H97ZM97 174H96V175H97ZM113 174H115V173H113ZM132 174L134 175V172H133ZM31 175H32V174H31ZM60 175H61V174H60ZM60 175H59V176H60ZM67 175H68V174H67ZM71 175L74 176L75 173H74V174H73V173L70 174V176H71ZM78 175H80V174H78ZM101 175H102V174H101ZM121 175H122V173H121ZM127 175H128V174H127ZM129 175H130V174H129ZM138 175H142V174H138ZM0 176H1V175H0ZM3 176H4V175H3ZM9 176H10V175H9ZM11 176H12V175H11ZM14 176H15V175H14ZM47 176H49V175H47ZM59 176H58V178H59ZM70 176H69V177L67 176V177H68V178H71L72 176H71V177H70ZM80 176H81V175H80ZM83 176H84V174H83ZM92 176H93V175H92ZM92 176H90V177H92ZM98 176H100V175H98ZM110 176H111V175H110ZM110 176H109V181H110V179H111ZM114 176H118V173H117L116 175H114ZM130 176H131V175H130ZM130 176H129V179H132L133 177L130 178ZM135 176H136V175H135ZM143 176L145 177V175H143ZM143 176H140V177L142 178ZM1 177H2V176H1ZM6 177H7V176H6ZM6 177H5V178H6ZM12 177H13V176H12ZM20 177H21V175L19 176V178H20ZM26 177H27V176H26ZM28 177H29V179H30L31 176H28ZM33 177H34V176H33ZM54 177H55V176H54ZM67 177H66V178H67ZM77 177H79V176H77ZM77 177H74V178H77ZM81 177H82V176H81ZM118 177H120V174H119ZM118 177H117V178H118ZM123 177H125V178L128 179V176H123ZM5 178L3 177V179H5ZM17 178H18V176H17ZM46 178H47V177H46ZM46 178H45V180H46ZM79 178H80V177H79ZM79 178H78V180H79ZM83 178H84V181H85V177H83ZM92 178H94V176H93ZM97 178H98V177H97ZM97 178H95V179L97 180ZM100 178H101V176H100ZM117 178H116V179H117ZM120 178H121V177H120ZM12 179H13V178H12ZM12 179H11V180H12ZM29 179H28V180H29ZM31 179H32V177H31ZM31 179H30V180H31ZM71 179H72V178H71ZM102 179H104V178H102ZM102 179H101V180H102ZM133 179H134V178H133ZM133 179H132V181H133ZM138 179H140V178H138ZM1 180H2V179H1ZM5 180H6V179H5ZM9 180H10V177H9ZM28 180H27V181H28ZM30 180L28 181V183H29V182L32 183V181H30ZM38 180H39V178H38ZM42 180H43V179H42ZM45 180H44V181H45ZM63 180H64V178H63ZM69 180H70V179H69ZM72 180H73V179H72ZM75 180H76V179H75ZM93 180H94V179H93ZM93 180H92V181H93ZM98 180H100V179L98 178ZM101 180H100L99 182H101ZM111 180H113V183H114V178L111 179ZM120 180H121V179H120ZM120 180H119V181H120ZM123 180H124V178H123ZM134 180H136V178H135ZM147 180H148V179H147ZM2 181H3V180H2ZM6 181H7V180H6ZM12 181H13V180H12ZM17 181L20 182V180H18V179H17ZM36 181H37V180H36ZM36 181H35V182H36ZM44 181H43V182H44ZM47 181L49 182L48 179H47ZM47 181H46V182H47ZM56 181H57V180H56ZM64 181L67 182V180H64ZM121 181H122V180H121ZM124 181H125V180H124ZM124 181H123L122 183L125 184L126 182H124ZM136 181H137V180H136ZM151 181H152V180H151ZM154 181H156V180H154ZM19 182H18V183H19ZM33 182H34V181H33ZM40 182H41V181H40ZM60 182H62V180H61ZM70 182H71V181H70ZM73 182H75V181L73 180ZM73 182H72V184H73ZM78 182H79V181H78ZM86 182H87V181H86ZM89 182H90V181H89ZM89 182H88V183H89ZM110 182H112V181H110ZM110 182H109V183H110ZM117 182H118V180L116 181L115 184H117ZM128 182H130V181L128 180ZM133 182H134V181H133ZM133 182H130V183H133ZM139 182H141V181L139 180V181L136 182V183H139ZM144 182H145V181H144ZM1 183H2V182H1ZM4 183H6V182L4 181L3 184H4ZM7 183H9V182L7 181ZM7 183H6V184H7ZM37 183H38V182H37ZM88 183H87V184H88ZM93 183H94V182H93ZM96 183H98V182H96ZM105 183H106V182H105ZM118 183H119V182H118ZM149 183H151V182H149ZM10 184H11V183H10ZM32 184H33V183H32ZM38 184H39V183H38ZM42 184H43V183H42ZM62 184H63V183H62ZM68 184H69V183H68ZM82 184H84V183H82ZM82 184H80V185L83 186ZM106 184H107V183H106ZM110 184H111V183H110ZM153 184H155V183L152 182L151 185H153ZM25 185H27V183H26ZM28 185H29V184H28ZM28 185H27V186H28ZM36 185H37V184H36ZM36 185L34 184L33 186L36 187ZM50 185H51V184H50ZM53 185L55 186V184H53ZM60 185H61V183H60ZM64 185H65V184H64ZM73 185H74V184H73ZM89 185H90V186H93V185H91L90 183H89ZM97 185H98V184H97ZM111 185H112V184H111ZM121 185H122V184H121ZM128 185H130V184H128ZM128 185H127V186H128ZM134 185H136V184H134ZM134 185H133V186H134ZM0 186H2V184H0ZM3 186H4V185H3ZM3 186H2V187H3ZM6 186H8V184H7ZM11 186H12V185H11ZM29 186H30V185H29ZM29 186H28V187H29ZM42 186H45V187H46V184H43ZM62 186H63V185H62ZM70 186H72V185H70ZM104 186H105V185H104ZM107 186H108V184H107ZM107 186H106V187H107ZM109 186H110V185H109ZM116 186H117V185H116ZM127 186H125L124 189H126ZM137 186L140 187V183H139ZM144 186H146V184H145V185L143 184V187H144ZM147 186H148V185H147ZM147 186H146V187H147ZM154 186H155V185H154ZM154 186H151V187H154ZM2 187H0L1 190H2ZM9 187H10V186H8V187H5V186H4L3 188H4V189L6 188V189L9 190ZM20 187H21V186H20ZM22 187H23V185H22ZM40 187H41V185H40ZM47 187H48V186H47ZM111 187H113V191H112V192L114 193V195L112 194V192H111V193L109 192V190L111 191V189L108 190V187H107V191H106V192H107V195H108V193H109L110 195L112 194V197H111V196H110V197L113 198V199H115L114 196L119 197L120 194H119L118 192H117V193H118L119 195H118L117 193H116L117 195H115V192H114V187H115V185H114V186H111ZM111 187H110V188H111ZM118 187L121 188L120 185H118ZM128 187H129V186H128ZM130 187H131V186H130ZM141 187H142V186H141ZM156 187H157V186H156ZM29 188L31 189V186H30ZM29 188H28V189H29ZM52 188H54V187H52ZM52 188H51V189H52ZM63 188H65V186H63ZM72 188H73V187H72ZM86 188H87V185H86ZM90 188H92V187H90ZM94 188H95V186H94ZM96 188H98V186H96ZM137 188H138V187H136V189H137ZM4 189H3V191H4ZM26 189H27V187H26ZM30 189H29V191H30ZM35 189H36V188H35ZM38 189H40V188H38ZM46 189H47V188H46ZM46 189H45V191H46ZM48 189H50V187H48ZM51 189H50V190H51ZM57 189H58V188H57ZM60 189H61V187H60ZM65 189H66V188H65ZM67 189H68V188H67ZM73 189H74V188H73ZM82 189H83V188H82ZM84 189H85V188H84ZM115 189L117 190L116 187H115ZM121 189H122V188H121ZM129 189H130V188H128V190H129ZM132 189H133V188H131V190H132ZM142 189H143V188H142ZM154 189H155V188H154ZM10 190H11V189H10ZM36 190H37V189H36ZM43 190H44V188H43ZM52 190H53V189H52ZM52 190H51V194H54V195H53V197H54L58 192H57V193L55 192L56 188H55V190H54V192H55L56 194H55V193H52ZM85 190H86V189H85ZM87 190H89V189L87 188ZM92 190H93V189H92ZM102 190H103V189H102ZM116 190H115V191H116ZM118 190H119V189H118ZM118 190H117V191H118ZM122 190H123V189H122ZM134 190H135V189H134ZM134 190H133V191H134ZM138 190H139V189H137V191H138ZM140 190H141V189H140ZM144 190H146V189H143V191H144ZM149 190H150V189H149ZM5 191H6V190H5ZM34 191H35V190H34ZM40 191H42V188H41ZM60 191H62V190H60ZM65 191H66V190H65ZM68 191H69V190H67L66 192H68ZM76 191H77V190H76ZM76 191L74 190V192H76ZM78 191H79V190H78ZM78 191H77V192H78ZM94 191H96V190H94ZM103 191L105 192V189H104ZM123 191H124V190H123ZM126 191H127V190H126ZM126 191L122 192V193H123V196H124V193H125ZM133 191H132V192H133ZM143 191H142V192H143ZM0 192H1V191H0ZM6 192H7V191H6ZM6 192H5V193H6ZM17 192H18V190L16 191V194H17ZM21 192H22V191H21ZM21 192H20V193H21ZM35 192H36V191H35ZM38 192H39V191H38ZM47 192H50V191L47 190ZM62 192L64 193V191H62ZM88 192H89V191H88ZM88 192H87V193H88ZM91 192H93V191H91ZM91 192H90V193H91ZM97 192H98V190L96 191V193H97ZM119 192H120V191H119ZM132 192H130V193H132ZM142 192L140 193V195L143 194L144 197H145V194L142 193ZM32 193H34L33 190H32ZM41 193H42V192H41ZM81 193H82V192H81ZM83 193H84V192H83ZM83 193H82V195H84V194L86 193V191H85L84 194H83ZM96 193H95V194H96ZM130 193H129V194H130ZM133 193L135 194V192H133ZM1 194H2V193H1ZM1 194H0V195H1ZM6 194H8V193H6ZM6 194H5V195H6ZM16 194H15V195H16ZM26 194H27V192H26ZM42 194H43V193H42ZM45 194H48V193L45 192ZM67 194H69V192H68ZM74 194H75V193H74ZM74 194H73V195H74ZM78 194H79V193H78ZM88 194H89V193H88ZM88 194H87V196H88ZM93 194H94V193H93ZM129 194H128L127 196H129ZM134 194H133V195H134ZM146 194H147V193H146ZM28 195H29V194H28ZM28 195H27V196H28ZM58 195H59V193H58ZM65 195H66V194H65ZM75 195H76V194H75ZM75 195H74V196H75ZM105 195H106V193H105ZM135 195H136V194H135ZM7 196H8L7 198H9V195H7ZM18 196H19V195H18ZM18 196H17V197H18ZM42 196H44V195H42ZM56 196H57V195H56ZM59 196H60V195H59ZM62 196H63V195H62ZM62 196H61V197H62ZM77 196H78V195H77ZM79 196H80V195H79ZM97 196H98V195H97ZM121 196H122V194H121ZM136 196H138V195H136ZM2 197L4 198V194L1 196V198H2ZM15 197H16V196H15ZM23 197H24V196H23ZM61 197H60V198H61ZM69 197H70V196H69ZM69 197H68V199H69ZM84 197H86V196H84ZM88 197H90V195H89ZM91 197H92V193H91ZM99 197H100V195H99ZM129 197H130V196H129ZM129 197L126 198V199H128V201L131 199V202L133 203V201H134V199L132 198L133 196H131L130 199H129ZM134 197H135V196H134ZM139 197L142 198V196H139ZM1 198H0V199H1ZM3 198H2V199H3ZM5 198H6V196H5ZM5 198H4V199H5ZM47 198H48V197H47ZM49 198H50V197H49ZM54 198H55V197H54ZM62 198H63V199H60V200H59V197H58V198L56 197L54 200H56V199L59 200V201L65 200V197H62ZM75 198H76V199H73V200H77L78 197H75ZM80 198H81V197H80ZM80 198L78 199V201H80ZM82 198H83V196H82ZM82 198H81V199H82ZM93 198H95V196H94ZM93 198H92V199H93ZM96 198H98V197H96ZM103 198H104V197H103ZM103 198H102V199H103ZM107 198H108V197H107ZM111 198H109V199L111 200ZM121 198H122V197H121ZM121 198H120V199H121ZM2 199H1V201H2ZM4 199H3L2 202H4ZM27 199H28V198H24L23 200H27ZM30 199H32V198H30ZM30 199H29V200H30ZM39 199H40V198H39ZM50 199H51V198H50ZM52 199H53V198H52ZM52 199H51V200H52ZM66 199H67V197H66ZM84 199H85V198H84ZM113 199H112V201L108 202L109 204L107 203L108 205H107V204H106V205H105V204H104V205L102 204L103 207H105V208H103L102 205L100 206V207H102L104 210L100 211V210H98V209H101V208L96 207V208H98V209H96V211H99L102 215L110 216V218L115 217L116 215H117V216H120V215H119V212L122 211L121 208L123 207V205H122L123 203L121 204V205H122V207H121V206H120V203H121L122 201L118 202V201H119L118 199H117L118 201H117L116 199H115L116 201L113 200ZM132 199H133V200H132ZM137 199H138V198H137ZM139 199H140V198H139ZM143 199H144V198H143ZM145 199H146V198H145ZM54 200H53V201H54ZM57 200H56V201H57ZM73 200H72V201H73ZM88 200H89V198H88ZM90 200H91V199H90ZM97 200H99V199H97ZM100 200H101V199H100ZM105 200H106V199H105ZM123 200H125V199H123ZM1 201H0V202H1ZM15 201H16V200H15ZM30 201H31V200H30ZM35 201H36V200H35ZM41 201H42V200H41ZM46 201L48 202L49 200L46 199ZM53 201H51V202L53 203ZM56 201H55V202H56ZM70 201H71V200H70ZM81 201H82V200H81ZM95 201H96V200H95ZM114 201H115V202H114ZM126 201H127V200H125V203H126ZM128 201H127V202H128ZM136 201H139V200H136V199H135V203H136ZM5 202H6V200H5ZM32 202H33V201H32ZM32 202H31V203H32ZM49 202H50V201H49ZM49 202H48V203H49ZM76 202H77V201H76ZM82 202H83V201H82ZM86 202H87V200H86ZM93 202H94V201H93ZM97 202H98V201H97ZM123 202H124V201H123ZM129 202H130V201H129ZM129 202H128V204H127V207H129V208L131 207V208H132L133 205H132V206H129ZM143 202H144V201H143ZM6 203H7V202H6ZM8 203H9V200H8ZM8 203H7V204H8ZM17 203H18V202H17ZM28 203H30V202L28 201ZM31 203H30V204H31ZM33 203H34V202H33ZM39 203H40V202H39ZM45 203H46V202H45ZM52 203H50V204H52ZM66 203H67V202H66ZM95 203H96V202H95ZM98 203H99V202H98ZM114 203H116V204H114ZM135 203H133V204H134L133 207H135V209H137V207L135 206ZM137 203H138V202H137ZM137 203H136V204H137ZM3 204H5V203H3ZM24 204H27V203L25 202ZM50 204H49V206H50ZM53 204H54V203H53ZM53 204H52V206H53ZM59 204H60V203H59ZM63 204H64V202L62 201V205H63ZM73 204H75V203H73ZM73 204H71V206H72ZM78 204H79V203H78ZM140 204L143 205V203H141V201H140L139 205H140ZM0 205H1V203H0ZM5 205H6V204H5ZM17 205H18V204H17ZM32 205H33V204H32ZM35 205H36V203H34V206H35ZM40 205H41V204H40ZM42 205H44V204H42ZM47 205H48V204H47ZM47 205H46V206H47ZM60 205H61V204H60ZM60 205H58V206H60ZM62 205H61V206H62ZM66 205H67V204H66ZM66 205H65V206H66ZM68 205H69V203H68ZM76 205H77V204H76ZM76 205H75V207H76ZM87 205L90 206L89 204H87ZM98 205H99V204H98ZM137 205H138V204H137ZM139 205H138V207H139ZM144 205H145V204H144ZM2 206H4V205H2ZM6 206H7V205H6ZM18 206H19V205H18ZM18 206H17V207H18ZM25 206H26V208H27L28 205H25ZM38 206H39V205H38ZM69 206H70V205H69ZM80 206H81V204H80ZM91 206H92V205H91ZM94 206H96V205H93V208H94ZM17 207H15V208H17ZM31 207H32V206H31ZM53 207H54V206H53ZM53 207H51V208H53ZM63 207H64V205H63ZM72 207L74 208V206H72ZM78 207H79V205H78ZM106 207H108V208H106ZM127 207H126V208H127ZM2 208H3V207H2ZM5 208H7V207H5ZM15 208L13 207V209H15ZM19 208H20V207H19ZM24 208H25V207H24ZM40 208H41V207H40ZM48 208H49V207H48ZM48 208H47V209H48ZM64 208H65V207H64ZM83 208H84V207H83ZM83 208H81V209H83ZM87 208H89V207H87ZM93 208H92V209H93ZM126 208H125V205H124V208H123L124 211H125ZM129 208L126 210V212L128 211L127 213L125 212L126 214H129V213H130L131 211H133V209H134V208H132L131 210H129ZM143 208H144V206H143ZM22 209H23V208H22ZM28 209H29V208H28ZM31 209H32V208H31ZM53 209H57V207H54ZM58 209H59V208H58ZM61 209H62V208H61ZM70 209H72V208L70 207ZM79 209H80V207H79ZM79 209H78V210H79ZM81 209H80V210H81ZM85 209H86V207H85ZM135 209H134V210H135ZM138 209H140V213L143 212V211H141V208H138ZM3 210H4V209L1 210V208H0V211H1V212H2ZM15 210H16L17 212L19 211L18 209H15ZM39 210H41V209H38V212H39ZM63 210H65V209H62V211H63ZM66 210H68V209H66ZM66 210H65V211H66ZM73 210H74V209H73ZM119 210H121V211H119ZM144 210H146V209H144ZM6 211H8V210H6ZM16 211L13 212V210H12V212H13L14 214H15ZM20 211H21V209H20ZM22 211H23V210H22ZM24 211H26V209H25ZM27 211H28V210H27ZM30 211H32V210L29 209L28 213H30ZM36 211H37V209H36ZM41 211H42V210H41ZM45 211H47V210H45ZM45 211H44V209H43V213H44V214L48 213V212L45 213ZM48 211H49V210H48ZM52 211H53V210H52ZM54 211H55V210H54ZM54 211H53V212H54ZM82 211H83V210H82ZM104 211H105V212H104ZM1 212H0V214H2ZM58 212H59V211H58ZM67 212H68V211H67ZM70 212H71V210H70ZM70 212H69V213H70ZM72 212H74V211H72ZM78 212L80 213V211H78ZM78 212H75L74 214L71 213V214H73L74 217H75L76 213H78ZM84 212H85V211H83L82 213H84ZM122 212H123V211H122ZM122 212H121V216H122ZM144 212H146V211H144ZM25 213H26V212H25ZM40 213H41V212H40ZM40 213H39V214H40ZM61 213H62V212H61ZM69 213H68V215H69ZM82 213H81V214H82ZM87 213H88V212H87ZM89 213H90V212H89ZM95 213H97V212H95ZM135 213H136V212H135ZM11 214H12V213H11ZM17 214H18V213H17ZM17 214H16V215H17ZM21 214H22V213H21ZM21 214H18V215L21 216ZM36 214H37V213H36ZM39 214H38V216H44V215H41V214L39 215ZM49 214H50V212H49ZM52 214H54V213H52ZM62 214H63V213H62ZM65 214H66V212H65ZM90 214H92V213H90ZM123 214H124V212H123ZM126 214H125V215H126ZM12 215H13V214H12ZM22 215H24V214H22ZM25 215H26V214H25ZM29 215H30V214H29ZM29 215H27V216H29ZM32 215H33V213H32ZM50 215H51V214H50ZM68 215L66 214V216H68ZM73 215H72V217H73ZM87 215H88V214H87ZM87 215L85 214L84 216L87 217ZM102 215H101V216H102ZM125 215H124V216H125ZM132 215H134V212H132ZM141 215H143V214H141ZM144 215H145V214H144ZM2 216H3V215H2ZM2 216H1V217H2ZM14 216H15V215H14ZM51 216H52V215H51ZM55 216H57V215H55ZM55 216H54V217H55ZM63 216H64V215H63ZM66 216H64V217L66 218ZM78 216H80V214H79ZM89 216H90V217H89ZM124 216H123V217H124ZM128 216H129V215H128ZM130 216H131V213H130ZM137 216H138V215H137ZM8 217H10V216H8ZM15 217H16V216H15ZM17 217H18V216H17ZM21 217H22V216H21ZM32 217H33V216H32ZM35 217H36V216H35ZM72 217H71V215H70V218H71V219H72ZM80 217H81V216H80ZM80 217H78V218H79V221H80ZM88 217H89V220H91V219H90V218H91V215H88ZM103 217H104V216H103ZM153 217H154V216H153ZM153 217H151V218H153ZM11 218H12V217H11ZM11 218H9V219L11 220ZM27 218H28V217H27ZM30 218H31V217H30ZM36 218H39V219H40V218H42V217H36ZM43 218H44V217H43ZM55 218H56V219H59V217H58V218L55 217ZM62 218H63V217H62ZM65 218H64V219H65ZM78 218H77V221H78ZM98 218H99V217H98ZM118 218L121 219V217H118ZM151 218H150V219H151ZM159 218H160V216H159ZM159 218H158V219H159ZM1 219H3V218H1ZM20 219H21V218H20ZM23 219H24V217H23ZM39 219H38V220H39ZM52 219H53V218H52ZM56 219H55V220H56ZM64 219H63V222H64ZM66 219L69 220V218H66ZM73 219H74V218H73ZM73 219H72L71 221H73ZM87 219H88V218H87ZM116 219H117V218H116ZM128 219H130V218H128ZM137 219H139V218H137ZM137 219H136V220H137ZM3 220H4V219H3ZM5 220L8 221V219H6V218H5ZM5 220H4V221H5ZM12 220L14 221L13 218H12ZM12 220H11V221H12ZM28 220H29V219H28ZM32 220H33V219H32ZM41 220H42V219H41ZM43 220H46V216H45V219H43ZM43 220H42V221H43ZM68 220H66V221H68ZM84 220H85V219H84ZM99 220H100V218H99ZM151 220H152V219H151ZM155 220H157V219H155ZM160 220L162 221L163 219L160 218ZM7 221H6V223H7ZM17 221H21V222H17ZM17 221H16V222L18 223V225H17V224H16V225H17V227L19 228V232H18V233H19V237L21 238V237H23L24 229L22 230V228L19 227V224H22V225H24V224L22 223V219H21V220H17ZM26 221H27V220H26ZM29 221H31V220H29ZM34 221H35V220H34ZM47 221H48V219H47ZM50 221H51V220H50ZM57 221H58V220H56V222H57ZM60 221H62V220H59V222H60ZM71 221L69 220L68 222L70 223ZM74 221H75V220H74ZM74 221H73V222H74ZM124 221H126V220H124ZM161 221H160V222H161ZM24 222H25V219H24ZM35 222H36V221H35ZM38 222H41V221H38ZM121 222H122V221H121ZM144 222H145V221H144ZM151 222L154 223V219H153ZM162 222H163V221H162ZM167 222H168V221H167ZM167 222H166V223H167ZM0 223H2V220H1ZM30 223H31V222H30ZM32 223H34V222H32ZM41 223L44 224L45 222H44V223L41 222ZM41 223H40V224L38 223V224L41 225ZM137 223H138V222H137ZM152 223H150V224L152 225ZM156 223H157V221H155V224H156ZM158 223H159V221H158ZM3 224H4V222L2 223V225H3ZM7 224H9V222H8ZM7 224H6V225H7ZM26 224H27V222H26ZM26 224H25V225H26ZM28 224H29V223H28ZM28 224H27V225H28ZM38 224H37V225H38ZM45 224H46V223H45ZM45 224H44V225H45ZM50 224H51V223H50ZM65 224H66V222H65ZM75 224H76V222H75ZM77 224H78V223H77ZM164 224H165V222H164ZM167 224H168V223H167ZM0 225H1V224H0ZM9 225H11V224H9ZM9 225H7L8 228H10ZM14 225H15V224H14ZM16 225H15V226H12V227L14 228V227H16ZM22 225H21V226H22ZM25 225H24V226H25ZM35 225H36V224H35ZM35 225H34V227L32 228L34 231H36L35 229H37V228H35ZM48 225H49V224H48ZM48 225H45V227H46V226L48 227ZM60 225H61V224H60ZM63 225H64V224H63ZM63 225H62V226H63ZM67 225H68V224H67ZM80 225H81V224H80ZM136 225H137V224H136ZM136 225H135V226H136ZM144 225H145V224H144ZM170 225H171V224H170ZM49 226L51 227L52 225H49ZM55 226H56V225L53 224V227H54V228H55ZM64 226H65V225H64ZM146 226H147V223H146ZM149 226H150V225H149ZM158 226H159V225H157L156 230H157L158 228L160 229V227H161V225H160V227H158ZM165 226H166V225H165ZM171 226H172V225H171ZM3 227H4V226H3ZM12 227H11V228H12ZM22 227H23V226H22ZM25 227H27V226H25ZM30 227H31V225H30ZM36 227H37V226H36ZM41 227H44V226L42 225V226H40V228H41ZM50 227H48V229L51 231L52 227H51V229H50ZM66 227H67V226H66ZM140 227H141V225H140ZM143 227H144V226H143ZM155 227H156V225H155ZM5 228H6V227H5ZM11 228H10V230H11ZM20 228H21V230L23 231V232H22V236H20V234H21V233H20ZM27 228H29V227H27ZM27 228H26V230H28ZM40 228H39V226H38V229H37V230H39ZM152 228H153V226H152ZM161 228H162V227H161ZM171 228H172V227H170L169 231L171 230ZM32 229H29V230H32ZM44 229H47V228H44ZM112 229H114V228H112ZM147 229H148V227H147ZM159 229H158V230H159ZM164 229H165V228H164ZM2 230H3V229H2ZM12 230H13V229H12ZM26 230H25V232H24L25 235H26V233H27ZM29 230H28V234L30 233ZM49 230H48V231H49ZM54 230L56 231V228H55ZM54 230H52L51 232L53 233ZM96 230L98 231V227H97ZM126 230H127V229H126ZM145 230H146V229H145ZM160 230H161V229H160ZM166 230H167V229H166ZM40 231H41V230H40ZM43 231H44V230H43ZM61 231H62V230H61ZM61 231H60V232H61ZM93 231H95V230H93ZM93 231H92V232H93ZM148 231H149V230H148ZM153 231H154V230H153ZM161 231H162V230H161ZM171 231H172V230H171ZM11 232H12V231H11ZM31 232H32V231H31ZM41 232H42V231H41ZM41 232H40V233H41ZM90 232H91V231H90ZM90 232H87V233H90ZM92 232H91L90 234H92ZM122 232H123V231H122ZM125 232H126V231H125ZM127 232H128V231H127ZM142 232H143V231H142ZM155 232H156V231H155ZM3 233H4V231H3ZM32 233H33V232H32ZM38 233H39V232H38ZM40 233H39V234H40ZM44 233H45V232H44ZM44 233L42 234V236L46 234V233H45V234H44ZM47 233H49V232H47ZM65 233H66V232H65ZM100 233H101V231H100ZM131 233H133V232H131ZM137 233H138V231L136 232V234H137ZM149 233H150V232H149ZM149 233H146L145 236H149ZM153 233H154V232H153ZM159 233L161 234V232H159ZM162 233H163V232H162ZM7 234H8V233H7ZM7 234H6V235H7ZM28 234H27V235H28ZM55 234H56V233H55ZM62 234H63V233H62ZM73 234H75V233H73ZM90 234H88V235L90 236ZM93 234H94V232H93ZM93 234H92V235H93ZM123 234H124V233H123ZM127 234H128V233H127ZM141 234H142V233H141ZM144 234H145V233H143V235H144ZM147 234H148V235H147ZM156 234H157V233H156ZM160 234H159V235H160ZM2 235H3V234H2ZM4 235H5V234H4ZM8 235L11 236V234H8ZM27 235H26V236H27ZM52 235H53V234H52ZM64 235H65V234H64ZM68 235H69V234H68ZM76 235H79V234L76 233ZM85 235H86V233H85ZM132 235H133V234H131V238H132ZM138 235H139V234H138ZM138 235L135 237L136 239H138V238H137ZM150 235H151V234H150ZM157 235H158V234H157ZM157 235H156V236H157ZM159 235H158V236H159ZM161 235L163 236V234H161ZM164 235H165V233H164ZM167 235H168V234H167ZM13 236L16 237V235H13ZM13 236H12V239H11V240H14V242L11 241V244H12V242L15 243V239H16V238L14 237V238H15V239H14ZM26 236H24L23 239H25V241H26V238H28V239L30 240V237H26ZM29 236H30V235H29ZM33 236H34V233H33ZM33 236H31V238H32ZM36 236H37V235H36ZM49 236H50V234H49ZM49 236H45V237H47V239H48ZM81 236H82V234H81ZM81 236H80V237H81ZM86 236H87V235H86ZM86 236H85V239H86ZM94 236H95V235H94ZM124 236H125V235H124ZM124 236H123V237H124ZM151 236H153V234H152ZM165 236H166V235H165ZM165 236H163V237H165ZM170 236H171V235H170ZM170 236H169V238H170ZM5 237H6V236H5ZM19 237H18V238H19ZM25 237H26V238H25ZM39 237H41V236L39 235ZM43 237H44V236H43ZM43 237H42V238H43ZM50 237H51V238H49V239H53L52 236H50ZM68 237H69V236H68ZM72 237H74V236L72 235ZM78 237H79V236H78ZM92 237H93V236H92ZM99 237H101V235H99ZM123 237H122V238H123ZM139 237H140V235H139ZM143 237H144V236H143ZM7 238H8V240H6V242L3 241V242H4V245H5V243L8 244L7 241L10 242V241H9L10 238L7 236L5 239H7ZM35 238H38V237H35V236H34L32 239H35ZM62 238H64V237H62ZM65 238H66V239H65ZM65 238H64V239L67 240V236H65ZM75 238L77 239V236H76ZM81 238H82V237H81ZM89 238H90V237H89ZM89 238H88L87 241H89V240L91 239V238H90V239H89ZM120 238H121V237H120ZM122 238H121V240H122V242H123V239H122ZM124 238H125V237H124ZM145 238H146V237H144V239H145ZM149 238H150V239H149ZM149 238H147V240H149L148 242H150V240H152L151 237H149ZM169 238H168V239H169ZM3 239H4V238H3ZM5 239H4V240H5ZM21 239H22V238H21ZM23 239H22V240H23ZM47 239H46V240H47ZM59 239H60L61 241L63 240V239H61V237H60ZM59 239H58V240H59ZM76 239H75V241H74V239H73V241L76 242ZM78 239H79V238H78ZM136 239H135V240H136ZM139 239H140V238H139ZM144 239H143V240H144ZM170 239H171V238H170ZM170 239H169V243H170ZM173 239H174V237H173ZM175 239H176V238H175ZM1 240H2V239H1ZM40 240H41V239H40ZM55 240H57V239H55ZM58 240L56 241V243H54L55 241L53 242L54 244H57L56 247H55V245L50 241V242L53 244V246H54V250H53V251H55V249L57 248L58 244H61L60 241H58ZM65 240H63L64 242H62V243H65V242L67 243V242H69V241H65ZM70 240H71V239H70ZM97 240H98V239H97ZM118 240H119V239H118ZM121 240H120V241H121ZM124 240H125V239H124ZM140 240H141V239H140ZM161 240H162V239H161ZM19 241H20V239H19ZM19 241H18V242H19ZM23 241H24V240H23ZM23 241H21V243H22ZM34 241L36 242V240H34ZM42 241H43V243H45V242H47L48 240L45 241V239H44V240L42 239ZM44 241H45V242H44ZM73 241H71L72 246H73V244H74ZM78 241H79V240H78ZM80 241H82V239H81ZM93 241H94V240H92V242H93ZM99 241H101V239H99ZM125 241H126V240H125ZM127 241H128V239H127ZM127 241H126V242H127ZM164 241H165V240H164ZM166 241H167V237H166ZM28 242H29V241H28ZM31 242L33 243V241H31ZM31 242H30V243H31ZM37 242H38V241H37ZM50 242H48V243H50ZM94 242H95V241H94ZM94 242H93V243H94ZM101 242H103V241H101ZM101 242H99V243H101ZM138 242H139V241H138ZM142 242H144V241H141V243H138V244H143ZM148 242H147V243H148ZM151 242H152V241H151ZM155 242H156V241H155ZM160 242H161V241H160ZM21 243H20V244H21ZM24 243H25V242H24ZM32 243H31V246H32V247H30V248H31V249L33 248V249L35 250V247L32 245ZM38 243L42 244L41 241L38 242ZM38 243H37V244H38ZM48 243H46V245H48ZM78 243H79V242H78ZM83 243H85V241L82 242V245H83ZM123 243H124V242H123ZM144 243H145V242H144ZM157 243H158V240H157ZM162 243L164 244L163 241H162ZM169 243H168V244H169ZM0 244H2L1 241H0ZM27 244H28V243H27ZM33 244H34V243H33ZM37 244H35V246H36ZM69 244H70V243H69ZM75 244H76V243H75ZM80 244H81V243H80ZM88 244H89V243H88ZM148 244H149V243H148ZM148 244H147V245H148ZM154 244H155V243H154ZM160 244H161V243H160ZM160 244H159V245H160ZM18 245H19V243H18ZM23 245H24V244H23ZM25 245H26V244H25ZM44 245H45V244H44ZM46 245H45V246H46ZM50 245H51V244H50ZM62 245H63V244H62ZM66 245H68V243H67ZM77 245H78V244H77ZM77 245H75V248H76V249H77V247L79 246V245H78V246H77ZM86 245H87V244H86ZM91 245L93 246V245H95V243H94V244H91ZM91 245H90V246H91ZM99 245H100V244H99ZM119 245H120V244H119ZM124 245H126V244H123L122 246H124ZM136 245H137V244H136ZM145 245H146V243H145ZM149 245H151V244H149ZM159 245H158V246H159ZM161 245H162V244H161ZM161 245H160V246H161ZM165 245H166V244H165ZM0 246H2V245H0ZM9 246H10V245H9ZM20 246H21V245H20ZM20 246H19V247H20ZM38 246H39V245H37V247H38ZM48 246H49V245H48ZM76 246H77V247H76ZM80 246H81V245H80ZM80 246H79V248H80ZM90 246H89V248L92 249V247H90ZM95 246H96V245H95ZM97 246H98V245H97ZM154 246H156V244L153 245V246H150V247L152 248V247H154ZM4 247H5V246L1 247V249H0V254L3 253V251H1V250H2V248H4ZM7 247H8V246L6 245L5 248H7ZM10 247H12V245H11ZM19 247H17V246L15 245V248H19ZM22 247H23V246H22ZM37 247H36V248H37ZM39 247H40V246H39ZM41 247H42V248L44 247L43 244H42ZM41 247H40V248H41ZM51 247H52V245H51ZM51 247H50L49 249H51ZM63 247H64V246H63ZM70 247H71V246H70ZM70 247H69V248H70ZM73 247H74V246H73ZM81 247H82V246H81ZM84 247H85V245H84ZM100 247H101V246H100ZM100 247H99V248H100ZM103 247H104V246H103ZM103 247H101V248H103ZM134 247H135V246H134ZM134 247H133V248H134ZM136 247H137V246H136ZM145 247H146V246H145ZM13 248H14V246H13ZM15 248H14V251H15ZM23 248H25V247H23ZM26 248H27V247H26ZM26 248H25V250H26ZM58 248H60V247L58 246ZM69 248H68V249H69ZM71 248H72V247H71ZM71 248H70V249H71ZM93 248L96 250L95 247H93ZM101 248H100V249H101ZM139 248H140V247H139ZM160 248H162V247H160ZM160 248H159V249H160ZM21 249H22V248H21ZM33 249H32V250H33ZM47 249H48V247H47ZM47 249H45V250L39 249V250H40V251H41V250L44 251V253H45V255H46V254H47L46 252L49 251V250L46 251ZM61 249H62V246H61ZM65 249H67V246L65 247ZM91 249H89V250H91ZM100 249H98V250L100 251ZM119 249H120V248H119ZM122 249H123V248H122ZM145 249H146V248H145ZM3 250H4V249H3ZM6 250H7V249H6ZM16 250H17V249H16ZM19 250H20V249H19ZM34 250H33V252L35 253ZM37 250H38V248H37ZM81 250H82V248H81ZM85 250L87 251L86 248H85ZM89 250H88V251H89ZM101 250H102V249H101ZM132 250H133V249H132ZM135 250H136V249H135ZM137 250H138V247H137ZM146 250H148V249H146ZM149 250H150V249H149ZM155 250H156V249H155ZM155 250H150V252H151V251H152V253H153V251L156 252ZM161 250H162V249H161ZM161 250H160V251H161ZM9 251H10V248H9ZM22 251H24V250H22ZM26 251H27V250H26ZM40 251H39V252H40ZM42 251H41V252H42ZM45 251H46V252H45ZM53 251H52V250L49 251V255H50V256H53V255H54V252H53ZM61 251H62V250H60V252H61ZM66 251H67V250H66ZM78 251H79V249H78ZM91 251H93V250H91ZM91 251H90V252H91ZM99 251H98V252H99ZM140 251H141V250H140ZM160 251H159V252H160ZM168 251H169V250H167V252H168ZM11 252H12V251H10L9 253H11ZM17 252H18V251H17ZM51 252H53V255H51ZM55 252H57V250H56ZM58 252H59V251H58ZM62 252H64V251H62ZM72 252H73V251H72ZM74 252H75V251H74ZM102 252H103V251H102ZM102 252H99L98 254H100V253H102ZM131 252H132V251H131ZM147 252H148V251H147ZM5 253H6V252H5ZM15 253H16V252H15ZM15 253H14V254H15ZM19 253H22V252L19 251ZM28 253H31V252H28ZM42 253H43V252H42ZM66 253L68 254V251H67ZM96 253H97V252H96ZM152 253H151V254H152ZM165 253H166V252H165ZM170 253H171V252H169V254H170ZM14 254H12V255H14ZM38 254H39V253H38ZM63 254H65V253H63ZM74 254H75V253H74ZM82 254L84 255L85 252H82ZM82 254H80V256H83ZM89 254H91V253H89ZM92 254H93V253H92ZM98 254H96V255H98ZM103 254H104V253H103ZM103 254H102V257H103ZM129 254H130V253H129ZM140 254H141V252H140ZM144 254H145V252H144ZM151 254H150V255H151ZM3 255H4V253H3ZM3 255H2V258H1V259H3V258L5 257V256L3 257ZM12 255H11V256H12ZM21 255H22V254H21ZM28 255H29V254H28ZM31 255H32V254H31ZM35 255H37V254H35ZM55 255H57V254H55ZM55 255H54V256H55ZM58 255H60V254H58ZM61 255H62V254H61ZM93 255H94V254H93ZM93 255H92V256H93ZM141 255L144 256L143 253H142ZM148 255H149V254H148ZM156 255L158 256V253H157ZM161 255H162V252H161ZM166 255H168V254L166 253ZM0 256H1V255H0ZM14 256H15V255H14ZM22 256H23V255H22ZM26 256H27V253H26ZM26 256H24V258H25ZM47 256H48V255H47ZM50 256H49V259H51ZM78 256H79V255H78ZM78 256H77V257H78ZM84 256H85V255H84ZM84 256H83V257H84ZM87 256H88V255L86 254L85 257H87ZM90 256H91V255H90ZM94 256H95V255H94ZM100 256H101V255H100ZM100 256H99V257H100ZM104 256L106 257L105 254H104ZM121 256H123V254H121ZM128 256H129V255H128ZM159 256H160V254H159ZM17 257H18V256H16V258H17ZM38 257H39V256H38ZM56 257H57V256H56ZM56 257H55V258H56ZM58 257H59V256H58ZM58 257H57V260L59 259ZM60 257H64V258H66V257H69V256H64V255H63V256H60ZM72 257H73V259H74V256H73V255H72ZM75 257H76V255H75ZM83 257H80V258L82 259V261H84V260H83ZM97 257H98V256H97ZM153 257H154V256H153ZM163 257L165 258V255H164V256H161V258H163ZM168 257H171V256L169 255ZM16 258H15V259H16ZM40 258H41V261H42L43 258H42V257H40ZM93 258H94V257H93ZM93 258H92V260H93ZM140 258H142V257L140 256ZM143 258H145V256H144ZM166 258H167V257H166ZM4 259L7 260L8 258L5 257ZM4 259H3V260H4ZM19 259H20V258L18 257V259H16V260L19 262V261H20ZM46 259H47V258H46ZM53 259H54V258H53ZM73 259L71 258V260H73ZM75 259H77V258H75ZM78 259H79V258H78ZM90 259H91V258L88 259V257H87L86 260L89 261ZM100 259L102 260L101 257H100ZM104 259H105V258H104ZM126 259H128V258H126ZM13 260H14V257H13ZM23 260H24V259H23ZM38 260H39V259H38ZM43 260H44V259H43ZM47 260H48V259H47ZM54 260H55V259H54ZM86 260H85V261H86ZM124 260H125V259H123L122 261L124 262ZM132 260H134V259H132ZM171 260H173V259H171ZM29 261H30V260H29ZM41 261H40V262H41ZM45 261H46V260H45ZM45 261H44V262H45ZM51 261H52V260H51ZM58 261H59V260H58ZM75 261H76V260H75ZM75 261H72V262H74V264H76ZM90 261H91V260H90ZM90 261H89V263H90ZM104 261H106V260H103L102 262L104 263ZM151 261H152V260H151ZM151 261H150V262H151ZM158 261H160V260H158ZM158 261H157V263L160 264ZM168 261H169V260H168ZM3 262H4V261H2V263H3ZM7 262H8V261H7ZM7 262H5V263H7ZM24 262H25V261H24ZM24 262H22V263H24ZM42 262H43V261H42ZM53 262H54V261H53ZM55 262H56V261H55ZM66 262H67L66 264H69L70 261H69V262L66 261ZM78 262H79V260H78ZM91 262H92V261H91ZM93 262H94V261H93ZM93 262H92V263H93ZM95 262H96V261H95ZM95 262H94V263H95ZM97 262H98V261H97ZM102 262H98V263L103 264ZM126 262H127V261H126ZM144 262H149V261H144ZM0 263H1V262H0ZM2 263H1V264H2ZM11 263H12V262H11ZM32 263H33V261H32ZM32 263H30V264H32ZM34 263H36V262H34ZM34 263H33V264H34ZM51 263H52V262H51ZM58 263H59V262H58ZM80 263L82 264V262H79V264H80ZM84 263H85V262H84ZM94 263H93V264H94ZM98 263H97V264H98ZM105 263H106V262H105ZM152 263H154V262L152 261ZM155 263H156V262H155ZM155 263H154V264H155ZM163 263H164V262H163ZM165 263H167V262L165 261ZM7 264H8V263H7ZM13 264H14V263H13ZM18 264H21V263H18ZM25 264H26V263H25ZM56 264H57V263H56ZM59 264H60V263H59ZM61 264H62V263H61ZM63 264H64V263H63ZM125 264H127V263H125ZM142 264H143V263H142ZM144 264H145V263H144ZM147 264H149V263H147ZM150 264H151V263H150Z\"/></svg>",
	"mask_w": 264,
	"mask_h": 264
}]
</instances>
